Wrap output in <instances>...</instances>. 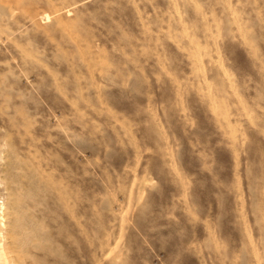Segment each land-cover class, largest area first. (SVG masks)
I'll return each instance as SVG.
<instances>
[{
  "label": "rangeland",
  "instance_id": "obj_1",
  "mask_svg": "<svg viewBox=\"0 0 264 264\" xmlns=\"http://www.w3.org/2000/svg\"><path fill=\"white\" fill-rule=\"evenodd\" d=\"M0 236L8 264H264V0H0Z\"/></svg>",
  "mask_w": 264,
  "mask_h": 264
},
{
  "label": "bare ground",
  "instance_id": "obj_2",
  "mask_svg": "<svg viewBox=\"0 0 264 264\" xmlns=\"http://www.w3.org/2000/svg\"><path fill=\"white\" fill-rule=\"evenodd\" d=\"M239 58H240V63H241L242 62V58L240 56H239ZM241 64H243V63H241ZM226 84H227L226 82H219V87L220 88L225 87ZM165 97L170 101L169 105L170 106H174L171 92H166L165 91ZM209 100H211V102H213V103H215L217 101V99H214V97H210V96H209ZM167 118H169V120H171L172 123H174V124L176 123L175 116H174V114H173V112L171 110V107H170L169 112L167 113ZM204 125L205 124L201 125V127L203 128ZM206 125H210L211 126V124H206ZM253 144H254V141L251 139L249 141V148H251V146H253ZM187 147L188 146L186 145V148ZM219 153H220V151H218V154ZM170 162L171 161H169L167 158H162L158 154V157H156L155 162L153 163V166H152V169L155 171V174L157 175L156 177L160 178V180H161L162 189H164L166 191H168V190H170L172 188V183H171L172 175L170 174V172L172 170L174 171V166H172ZM261 182H262V180H261ZM194 194H195V191H194ZM198 195H196V196H198ZM164 196H166V195H164ZM200 198H201V196H200ZM202 198H203V196H202ZM155 199L156 198L154 196H149L148 199H147L146 204H148V205L151 204ZM196 199H199V198H196ZM196 201L199 202V200H196ZM196 201H194V202H196ZM135 217H136V221H139V222L143 221L142 220V216H135ZM185 221L186 220L183 221V223H184L183 227L184 226L188 227V225L186 224L187 221L186 222ZM189 227H190V225H189ZM189 227H188V229H189ZM26 228L27 229H32L33 228L32 227V223L29 220H27V219L25 220V219L19 218L18 220H16L14 222V227H13L14 235L15 234H19V238L17 239V248L19 250H17V251L25 252L27 250V248L29 247L28 244H27L28 241L26 240V238L24 236V229H26ZM188 238H189V235H188ZM189 240H190V242H188V244H191L192 241H193L192 238H191V235H190V239ZM0 241H1V236H0ZM184 241H186V240H184ZM5 256H6V252H5L4 248L2 247V245L0 243V264H8Z\"/></svg>",
  "mask_w": 264,
  "mask_h": 264
}]
</instances>
